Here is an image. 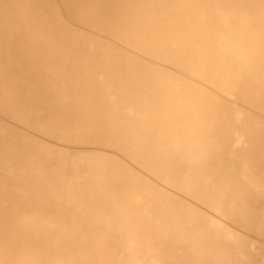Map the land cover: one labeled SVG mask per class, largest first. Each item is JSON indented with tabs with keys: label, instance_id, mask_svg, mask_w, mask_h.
<instances>
[{
	"label": "rangeland",
	"instance_id": "rangeland-1",
	"mask_svg": "<svg viewBox=\"0 0 264 264\" xmlns=\"http://www.w3.org/2000/svg\"><path fill=\"white\" fill-rule=\"evenodd\" d=\"M193 253L264 264V3L0 0V264Z\"/></svg>",
	"mask_w": 264,
	"mask_h": 264
},
{
	"label": "bare ground",
	"instance_id": "bare-ground-1",
	"mask_svg": "<svg viewBox=\"0 0 264 264\" xmlns=\"http://www.w3.org/2000/svg\"><path fill=\"white\" fill-rule=\"evenodd\" d=\"M14 1V0H13ZM255 1H257V2H260V4L261 3H264V0H255ZM3 3H4V1H3ZM4 5H5V3H4ZM4 9V8H3ZM203 13H205L204 11H202V10H197V9H192V8H186V9H184V12L182 13V15H183V19H186L187 21H188V18L189 19H192V18H194V16H196V15H198V14H203ZM211 13V12H210ZM262 13H263V10L260 12V15L256 12V11H254L253 9H252V7H250V6H245V7H240V6H236V7H234V8H232V7H230V11L228 12V15L227 16H225V15H223L222 14V12H220V11H218V12H213V13H211L213 16H209L210 17V19H212V22L214 23V24H216L217 25V23L215 22V20L216 21H218V22H220V28H221V30L223 29V25L225 24V23H227L226 21L228 20V22H231V23H233L234 24V27H232L231 26V28H230V30H231V32L232 31H234V32H236L237 30H240L241 29V27H243V25L242 24H250V23H259V21H260V19L262 18ZM202 30L205 32V30H206V26L204 25L205 24V19H203L202 20ZM210 25V24H209ZM213 25V24H212ZM214 26V25H213ZM27 28V27H26ZM28 29V28H27ZM26 30V29H25ZM24 30V31H25ZM219 34L220 33H218L217 31H216V29H215V27H214V30L212 31V33L210 34L211 36H213L215 39H217V40H220L221 38L219 37ZM21 42V41H20ZM140 42V41H139ZM46 45V44H45ZM214 45V44H213ZM38 53V52H37ZM231 53H232V51H231ZM231 53L230 54H228V55H231ZM33 55H35V54H33ZM48 82H50V81H48ZM43 85V84H42ZM44 86V85H43ZM166 103H168V104H170L171 103V101H168V102H166ZM164 107H167V106H164ZM38 125H40V124H38ZM44 125V124H43ZM42 125V126H43ZM45 126H47V125H45ZM45 126H44V128H45ZM175 126V125H174ZM49 127V126H48ZM40 128H43V127H41L40 126ZM43 130V129H42ZM116 164L114 163V166H115ZM118 165H116L115 167H117ZM195 167V166H194ZM118 168H120V166H118ZM74 170V169H73ZM236 170V169H235ZM114 171V170H113ZM119 172H120V170H118ZM116 172V171H115ZM114 172V174H116ZM123 172H124V170H123ZM208 172V171H207ZM113 174V175H114ZM119 174H121V173H119ZM114 177H116V175H114ZM109 178V177H108ZM175 179V178H174ZM110 180H111V178H110ZM117 180V179H116ZM176 181V180H175ZM174 181V182H175ZM86 182V181H85ZM85 182H84V186H86V184H85ZM88 182V181H87ZM105 182H107V181H105ZM113 182V181H112ZM115 182H117V181H115ZM178 182V181H177ZM89 183H92V182H90L89 181ZM194 183V182H193ZM178 184V183H177ZM180 184H183V183H180ZM87 185H88V183H87ZM132 185V184H131ZM203 185V184H202ZM91 186V185H90ZM92 186L94 187V184L92 183ZM91 186V187H92ZM95 186H97V185H95ZM98 186H100V185H98ZM103 186H105L104 184H103ZM102 185H101V187H103ZM129 186V185H128ZM208 186V185H207ZM106 187V186H105ZM195 187V186H194ZM203 187V186H202ZM83 188H85L86 189V187H83ZM88 188V187H87ZM90 188V187H89ZM100 188V187H99ZM104 188V187H103ZM184 188H185V186H184ZM84 189V190H85ZM95 189H96V187H95ZM106 189H107V187H106ZM190 189V188H189ZM89 190V189H88ZM91 190H92V188H91ZM90 190V191H91ZM101 190V189H100ZM195 190V189H194ZM200 190V189H199ZM205 190V189H204ZM102 191V190H101ZM106 192V191H105ZM87 193H90V192H87ZM92 194H93V192H91ZM90 193V194H91ZM95 193H98V192H95L94 191V194ZM106 193H108V192H106ZM105 193V194H106ZM157 193V192H156ZM195 193H196V191H195ZM203 193V192H202ZM202 193H200V194H202ZM91 194V195H92ZM199 194V195H200ZM81 195V194H80ZM97 194H95V196H96ZM193 195H197V194H193ZM93 197H94V195H92ZM97 196H99V198H100V195H99V193H98V195ZM103 196V195H102ZM203 196V195H202ZM205 196V195H204ZM90 197V196H89ZM106 198H108V197H106ZM94 199H95V197H94ZM102 199H105V198H102ZM101 199V200H102ZM210 199H219V198H217V197H211ZM209 199V200H210ZM86 200H88V198L86 199ZM100 200V201H101ZM126 201V200H125ZM219 201V200H218ZM88 202V201H87ZM163 201H161V202H159L158 203V206H157V210H153L154 212H156V214L158 213V214H160V215H162V214H164L163 213V210H161L160 208L161 207H163V205L165 204L164 202V204L162 203ZM94 203V202H93ZM215 203V202H214ZM88 204H90L89 202H88ZM142 204V203H141ZM169 204V203H168ZM126 205V204H125ZM135 205V204H134ZM159 205L161 206V207H159ZM167 204H165V206H166ZM216 205V204H215ZM218 205V204H217ZM221 205V204H220ZM90 206H91V204H90ZM106 206V205H105ZM139 206V205H138ZM91 208H93L92 206L90 207V209ZM97 209V208H96ZM96 209H95V211H96ZM118 209V208H117ZM162 209H164V207L162 208ZM170 209V208H169ZM93 210V209H92ZM132 210V209H131ZM129 211H130V209H129ZM140 212V211H139ZM157 214V215H158ZM167 215H168V212L166 213ZM97 215V214H96ZM120 215H122V214H120ZM105 216V215H104ZM163 217L164 216H162L161 217V219H163ZM167 217V216H166ZM157 218V217H156ZM125 219V218H124ZM159 219V218H158ZM168 219H169V217H168ZM167 219V221H174V220H168ZM165 220V222H166V219H164ZM238 220V219H237ZM177 221V220H176ZM84 222V221H83ZM124 222H125V220H124ZM129 222V221H128ZM127 222V223H128ZM178 222V221H177ZM169 223V222H168ZM232 223V222H231ZM120 224V223H119ZM171 224H173V223H171ZM235 224V223H234ZM233 224V225H234ZM121 225V224H120ZM177 225V224H176ZM176 225H173V226H176ZM79 226V225H78ZM102 226V225H101ZM104 226V225H103ZM107 226V225H106ZM170 226V225H169ZM105 227V226H104ZM171 227V226H170ZM170 227H169V231H171L170 230ZM179 229H181V227L179 228ZM97 231L99 230V229H96ZM106 230V229H105ZM112 230V229H111ZM79 231V230H78ZM92 231V230H91ZM91 231H89L90 232V234L91 233H93V231L91 232ZM100 231V230H99ZM180 231V230H179ZM211 231H213V230H211ZM210 231V232H211ZM77 232V231H76ZM81 232V231H80ZM80 232L78 233V234H80ZM89 232H88V234H89ZM108 232V231H107ZM183 232V231H182ZM251 232V231H250ZM85 234V233H84ZM166 234H167V232H166ZM179 234V233H178ZM176 235V234H175ZM74 237H75V235H74ZM94 237V236H93ZM77 238V237H76ZM91 238V237H90ZM175 238V237H174ZM167 240H169V239H167ZM223 240V239H222ZM221 240V241H222ZM176 241V240H175ZM85 242V241H84ZM170 242V241H169ZM177 242V241H176ZM174 244V243H173ZM172 244V245H173ZM178 244V243H177ZM192 246V245H191ZM69 247V246H68ZM185 247V246H184ZM188 247V246H187ZM216 248V247H215ZM191 249V248H190ZM217 249V248H216ZM129 250V249H128ZM260 250V249H259ZM124 251H126L125 249H124ZM182 251V252H181ZM179 253H178V257L179 258H181V256L183 255V254H185V253H188L187 252V250L185 249V248H182V250H181ZM216 251V250H215ZM100 253V252H99ZM202 254H204L205 256H207L205 253H203V252H201ZM201 253H193V255L191 256V255H189L188 256V258L189 259H185V258H182L184 261H183V263L184 264H201ZM134 255V254H133ZM211 256H213V255H211ZM225 256H227V255H225ZM87 257V256H86ZM221 257V256H220ZM219 257V258H220ZM133 259V258H132ZM228 259V258H227ZM259 259V258H258ZM124 261H125V259H124ZM179 261V264H180V260H178ZM259 262V261H258ZM16 263H18V264H27V262H25L24 260H18L17 262H14L13 264H16ZM232 263V262H231Z\"/></svg>",
	"mask_w": 264,
	"mask_h": 264
}]
</instances>
